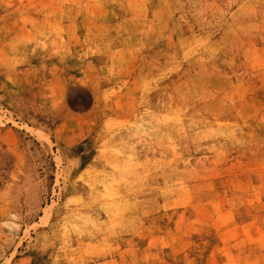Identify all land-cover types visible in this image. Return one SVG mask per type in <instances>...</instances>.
Instances as JSON below:
<instances>
[{
  "label": "rangeland",
  "instance_id": "1",
  "mask_svg": "<svg viewBox=\"0 0 264 264\" xmlns=\"http://www.w3.org/2000/svg\"><path fill=\"white\" fill-rule=\"evenodd\" d=\"M0 264H264V0H0Z\"/></svg>",
  "mask_w": 264,
  "mask_h": 264
},
{
  "label": "bare ground",
  "instance_id": "2",
  "mask_svg": "<svg viewBox=\"0 0 264 264\" xmlns=\"http://www.w3.org/2000/svg\"><path fill=\"white\" fill-rule=\"evenodd\" d=\"M168 188V187H167ZM166 191V190H165Z\"/></svg>",
  "mask_w": 264,
  "mask_h": 264
}]
</instances>
